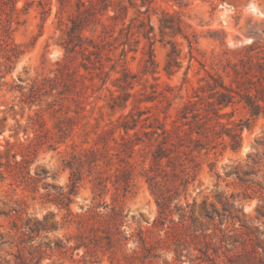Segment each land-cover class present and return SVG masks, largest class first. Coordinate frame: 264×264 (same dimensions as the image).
Returning <instances> with one entry per match:
<instances>
[{
    "label": "rangeland",
    "instance_id": "1",
    "mask_svg": "<svg viewBox=\"0 0 264 264\" xmlns=\"http://www.w3.org/2000/svg\"><path fill=\"white\" fill-rule=\"evenodd\" d=\"M103 1L67 53L70 18L98 0H0V264L250 263L256 244L264 249V113L235 103L211 115L206 138L193 115L205 114L208 74L229 84L240 58L264 57V0ZM162 12L182 20L191 47L161 36ZM149 49L154 68L144 72ZM113 97L125 109H111ZM130 112L143 140L131 149L135 131L120 128ZM155 120L173 150L160 165L145 136ZM239 121L248 124L233 151L220 125Z\"/></svg>",
    "mask_w": 264,
    "mask_h": 264
},
{
    "label": "trees",
    "instance_id": "2",
    "mask_svg": "<svg viewBox=\"0 0 264 264\" xmlns=\"http://www.w3.org/2000/svg\"><path fill=\"white\" fill-rule=\"evenodd\" d=\"M59 1L61 2V4H63L68 0ZM128 1L131 3L132 0ZM81 7H83V10H80V7L78 6L76 14L69 20L71 26L66 32L67 38L63 44L64 49L67 53L73 52L76 46L81 47L83 45V42L86 39L82 35L83 30L88 27L89 24L96 23L98 21L96 19V15L105 11L108 6L104 4L103 0H98V4H96V7L95 5H91L90 7L85 8L83 4H81ZM117 18L118 16L112 17L113 20ZM158 23L159 33L162 37L168 35L171 37H174L176 35H182L187 40L189 47H191V41L189 40V37L184 34L183 22L178 16L170 14L168 12H162L161 17L158 19ZM137 28L142 31V35L145 39H147L148 41L152 39L151 34L153 32V28L152 26H150L149 22L145 24L143 21H141ZM193 37H195V35ZM98 46V44H94L93 47L97 48ZM171 47L172 49L168 56L171 57L172 61H174L177 55L176 45L174 42H171ZM124 55L125 51H122L121 56ZM144 67V72H148L150 68H154V60L151 49H149L148 59L146 60ZM232 72L234 74V78L229 84L225 83L224 78L221 75L208 74L209 80H206L204 85L199 87L201 93H207V101L205 102V106L203 105L205 114L202 117H199V114H194L193 120L197 121L196 127L199 130L197 133L205 138L207 137L206 134L209 131V128H207L206 125L209 121L212 120V117L218 120L221 117L227 116V114H220V112L230 106H233L235 103H242L243 107L247 109L251 117H256L264 113V57L258 59L257 57L255 58L252 55L247 54L246 56L239 59V64L233 65ZM129 77V73L125 68H123L122 79L123 83L125 84V87H122V89L131 85V83L128 82ZM233 84L236 85L235 88H233ZM32 93L36 94L37 88L32 90ZM131 96L133 95L128 92H124L123 97H121V99L123 100V102H126ZM197 97L199 100H202L199 95H197ZM118 98L119 97L112 98L113 105L110 106L111 109H114L115 107H121L122 109H125L124 104H116V100ZM196 104V102H193L188 105H185L184 110L193 111V107ZM140 115L141 113L138 116ZM155 122L158 124L157 120H155ZM138 124L139 120H136L131 112L125 115L123 117L122 122L120 123V128L123 129L125 133H127L128 130L135 131V142L129 139H125V144H129V149H131L134 144H139L143 142V140L137 137L138 131H136V128ZM247 124L248 122L239 121L238 123L232 125V127L220 125L222 129L221 133L228 137L229 146L233 151H236L238 150V148H240L241 132L244 127H247ZM157 129L160 130V133L157 132ZM154 134L156 135V138L152 139V136ZM214 134L218 135L217 132H215ZM145 136H148L147 141L149 143H152V141L157 142V151L156 154L153 155V160L154 162H156V165H160V161L164 158L168 160L170 159L169 155L171 152H173V150L165 147L169 141L170 135L169 131L165 130L163 124H158L154 131H152L151 133H145ZM177 138L180 139L179 136H177ZM171 145L173 146V144ZM89 154L95 156L96 152L90 150ZM124 172L128 176L124 184V189H127L129 187V180L131 174L129 170H125L123 171V173ZM244 175L247 174L244 173ZM99 179L100 180L98 182V185H101L104 180H102L101 178ZM78 181V177L72 179L71 190L69 192V195H71L77 187ZM154 184L155 186L157 185V183ZM155 194L158 199V205L159 203L162 205L166 204L167 198L165 197L163 192L159 191ZM67 202L68 204L70 203L69 198H67ZM229 206H232V204H229ZM186 207H188V204L186 205ZM248 240L250 241V239ZM244 243H246L245 240ZM256 247L260 248L261 254H263L264 256V249L260 247L258 243L256 244ZM261 254L257 253L256 249H253L247 260L250 262L248 264H264V257L261 256Z\"/></svg>",
    "mask_w": 264,
    "mask_h": 264
}]
</instances>
